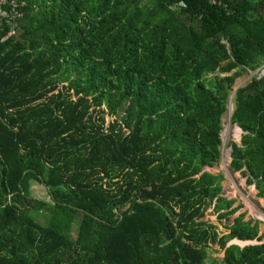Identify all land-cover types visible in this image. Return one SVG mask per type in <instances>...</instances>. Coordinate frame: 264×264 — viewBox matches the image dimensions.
<instances>
[{
  "label": "trees",
  "instance_id": "trees-1",
  "mask_svg": "<svg viewBox=\"0 0 264 264\" xmlns=\"http://www.w3.org/2000/svg\"><path fill=\"white\" fill-rule=\"evenodd\" d=\"M17 1L18 31H0V264H216L213 248L264 264L259 222L232 220L242 206L206 170L236 79L258 70L235 93L230 167L264 199V0Z\"/></svg>",
  "mask_w": 264,
  "mask_h": 264
},
{
  "label": "rangeland",
  "instance_id": "rangeland-1",
  "mask_svg": "<svg viewBox=\"0 0 264 264\" xmlns=\"http://www.w3.org/2000/svg\"><path fill=\"white\" fill-rule=\"evenodd\" d=\"M258 70L252 71L248 70L244 74L236 79L235 84L232 87L231 97H233V103L235 99L236 90L240 87L247 85L253 76L257 74ZM230 97V99H231ZM228 100V102L230 101ZM232 103V104H233ZM228 107V104H227ZM234 107V104H233ZM233 111V109H232ZM232 113V112H231ZM231 114L228 115V109L223 115V132L221 134L222 138V158L218 165L213 168H207L206 170L219 175L224 176L223 187L224 194L227 199L236 200L235 206H242V209L232 217V220L240 213H246V219H254L259 222L260 235H262L264 242V201L256 197V191H253V185L247 186L245 183V178L241 172H233L230 167L231 163V143H239L241 138V132L237 134L236 126L232 125L230 122ZM31 196L34 198L50 201V196L48 189L45 184L39 183L37 181H32ZM206 219L211 220L213 223L219 226L220 231L226 232L217 219V216L212 213V210L208 212ZM232 221L229 222V224ZM76 229V228H75ZM75 236H77V231L75 230ZM239 245V244H238ZM243 246V245H239ZM211 255L217 259L216 264H220L219 259L224 256L223 253L217 251L213 248L210 250Z\"/></svg>",
  "mask_w": 264,
  "mask_h": 264
},
{
  "label": "built area",
  "instance_id": "built-area-1",
  "mask_svg": "<svg viewBox=\"0 0 264 264\" xmlns=\"http://www.w3.org/2000/svg\"><path fill=\"white\" fill-rule=\"evenodd\" d=\"M214 6L227 8V0H211ZM17 0H0V31H6L2 41L18 31L19 20L22 18L21 7Z\"/></svg>",
  "mask_w": 264,
  "mask_h": 264
},
{
  "label": "bare ground",
  "instance_id": "bare-ground-1",
  "mask_svg": "<svg viewBox=\"0 0 264 264\" xmlns=\"http://www.w3.org/2000/svg\"><path fill=\"white\" fill-rule=\"evenodd\" d=\"M234 97V96H233ZM233 97H231V99H230V101H229V103H228V115H230L231 114V112H232V109L234 108L233 107ZM236 130H237V134L239 133V132H241L240 131V129L238 128V127H236ZM253 191H255V189H254V186H253ZM263 201H264V199H263ZM236 243L237 244H240V245H244V243L243 242H241V241H239V240H236ZM264 243V242H263ZM258 244H259V242H258ZM253 245H255V244H253Z\"/></svg>",
  "mask_w": 264,
  "mask_h": 264
},
{
  "label": "water",
  "instance_id": "water-1",
  "mask_svg": "<svg viewBox=\"0 0 264 264\" xmlns=\"http://www.w3.org/2000/svg\"><path fill=\"white\" fill-rule=\"evenodd\" d=\"M240 131H241V130H240ZM241 134H242V131H241ZM231 152H232V149H231ZM243 243H244V245L241 246V247H245V246H247V245L258 244L257 241H245V242H243ZM233 244L238 245V244L236 243V240H233V241H231V242L228 244V246H229V245H233Z\"/></svg>",
  "mask_w": 264,
  "mask_h": 264
}]
</instances>
